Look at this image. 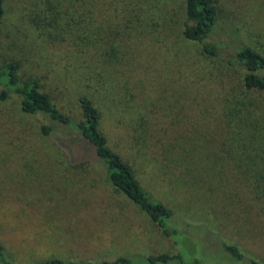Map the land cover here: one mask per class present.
Instances as JSON below:
<instances>
[{"label": "rangeland", "instance_id": "1", "mask_svg": "<svg viewBox=\"0 0 264 264\" xmlns=\"http://www.w3.org/2000/svg\"><path fill=\"white\" fill-rule=\"evenodd\" d=\"M43 1L7 0L0 63L20 60L21 74L42 79L73 119L82 117L79 97L92 98L110 145L174 211L179 233L160 231L94 160L71 164L70 149L87 158L80 144L63 127L44 135L52 123L23 114L12 96L0 101V241L14 264H147L159 254L248 264L224 243L264 264V94L244 93L241 70L226 67L225 76L221 61L185 38L182 0H56L68 15L51 28L47 14L46 29L34 21ZM215 3L219 26L208 41L221 56L241 43L264 53V0Z\"/></svg>", "mask_w": 264, "mask_h": 264}, {"label": "trees", "instance_id": "2", "mask_svg": "<svg viewBox=\"0 0 264 264\" xmlns=\"http://www.w3.org/2000/svg\"><path fill=\"white\" fill-rule=\"evenodd\" d=\"M120 2L123 0H114ZM135 6L138 0H130ZM184 3V13L186 16V27L184 36L193 43L200 44L202 54L207 60L215 63L221 61L223 64V74L231 75L226 71V67L241 70L240 86L246 94H264V53L258 49L241 43L235 53L223 58L220 47L208 41L210 36L219 26L220 12L215 0H182ZM7 0H0V46L4 35V17ZM43 6H46L43 9ZM56 0H44L41 6V14L34 17L35 24L46 29V19L51 16V28H58L64 21V16L68 15L69 9L65 14H60L57 10ZM49 16H48V15ZM74 22L80 25L79 21ZM45 25V26H43ZM22 63L20 60L12 59L0 63V101L6 102L16 96L20 100L21 112L30 116H43L52 125L42 126V133L52 136L55 133V126L63 127L66 135L72 137V144H80L82 151L87 158L84 160L75 159L73 151L70 149L71 164H79L86 167V163L95 164L104 169L109 181L116 187V190L127 199L138 205L157 225L166 236L179 233L173 225L174 211L155 199L153 194L146 189L138 180L132 165L110 145L109 139L102 129L103 115L95 105L92 98L87 95L79 97L78 103L82 113L81 119H73L65 113L53 100L51 94L45 91L42 79L37 76L24 77L21 74ZM222 70V69H220ZM237 82V81H236ZM243 106L240 103L239 110ZM78 166V165H77ZM222 249L225 253L238 261L247 260L248 264H262L255 259H247L236 245L224 243ZM185 264L184 257L180 254H159L150 256L147 264ZM197 264H206L197 262ZM0 264H14V258L7 252L0 241ZM33 264H139L136 259L131 257H120L114 261H103L100 263L67 261L59 258L43 260ZM216 264V263H208Z\"/></svg>", "mask_w": 264, "mask_h": 264}]
</instances>
